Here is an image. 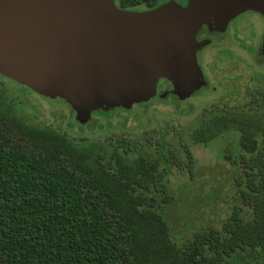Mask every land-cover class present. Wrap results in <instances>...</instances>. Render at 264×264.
Returning <instances> with one entry per match:
<instances>
[{
    "label": "trees",
    "instance_id": "16d2710c",
    "mask_svg": "<svg viewBox=\"0 0 264 264\" xmlns=\"http://www.w3.org/2000/svg\"><path fill=\"white\" fill-rule=\"evenodd\" d=\"M9 93L0 84V264H264V83L232 101L187 107V114L200 110L187 137L181 122L150 112L166 98L137 102L144 105L134 114L137 127L132 114L109 110L99 115H122L119 125L76 136L31 121ZM229 133L238 136L228 156L234 204L221 224L179 241L165 213L176 201L170 176L176 169L193 176V144Z\"/></svg>",
    "mask_w": 264,
    "mask_h": 264
},
{
    "label": "water",
    "instance_id": "95a60500",
    "mask_svg": "<svg viewBox=\"0 0 264 264\" xmlns=\"http://www.w3.org/2000/svg\"><path fill=\"white\" fill-rule=\"evenodd\" d=\"M248 9L264 16V0H171L142 11L116 0H0V73L71 98L164 75L182 99L204 82V24L224 30Z\"/></svg>",
    "mask_w": 264,
    "mask_h": 264
},
{
    "label": "rangeland",
    "instance_id": "374dc122",
    "mask_svg": "<svg viewBox=\"0 0 264 264\" xmlns=\"http://www.w3.org/2000/svg\"><path fill=\"white\" fill-rule=\"evenodd\" d=\"M171 0H161V3ZM185 5L189 0H176ZM142 11L145 5L131 8ZM214 42L198 53L199 64L203 71L204 82L190 96L177 99L173 93L174 84L164 75H156L136 83L120 86L105 91L91 98H73L51 94L23 82L0 74V84L14 99L20 113L29 116L35 123H56L76 136H93L100 124L109 123L116 126L123 121L122 115L108 118L101 114L110 111L130 115L129 125L139 126L135 113L142 112L144 105L137 103L150 97L166 98L155 100L150 112L164 120L181 122L185 136L197 125L200 110L187 114L189 106L198 109L215 101H232L247 86L254 82L264 83V78H255L256 73H264V55L261 45L264 37V16L254 9H248L232 20L227 31H212ZM209 80L208 85L206 78ZM137 101V102H136ZM80 103L84 118L80 117ZM180 106V107H178ZM196 108V109H197ZM96 117L95 121L91 118ZM146 119V118H144ZM173 142L174 139H173ZM238 144V136L234 133L219 137L209 144H193L196 166L193 176L189 172L177 169L170 176L171 188L176 201L165 206L176 238L184 241L193 233L206 225H219L234 204L233 179L236 167L228 156ZM195 176V177H194Z\"/></svg>",
    "mask_w": 264,
    "mask_h": 264
},
{
    "label": "flooded vegetation",
    "instance_id": "af4514ba",
    "mask_svg": "<svg viewBox=\"0 0 264 264\" xmlns=\"http://www.w3.org/2000/svg\"><path fill=\"white\" fill-rule=\"evenodd\" d=\"M247 11V10H246ZM245 12V11H244ZM243 13V12H242ZM242 13H240L238 16H236L235 18H233L232 20H234V19H236L237 17H239ZM232 20L230 21V23H229V25H228V27L226 28V29H224V30H222V29H219V28H217V27H215V26H213L212 24H204V26H203V28L200 30V32L198 33V36H197V38H198V40H200V41H204V40H210V42L209 43H207L206 45H204L203 47H201L199 50H198V52L197 53H199L200 51H202L203 49H205L207 46H209V45H211L213 42H214V40H213V37L211 36V30L212 31H227L228 30V28H229V26H230V24H231V22H232ZM263 41V40H262ZM262 46V45H261ZM262 53V52H261ZM198 60H199V56H198ZM3 76H6V75H3ZM7 77V76H6ZM10 78V77H9ZM205 78H206V76H205ZM208 79L206 78V83L204 84V85H208Z\"/></svg>",
    "mask_w": 264,
    "mask_h": 264
}]
</instances>
